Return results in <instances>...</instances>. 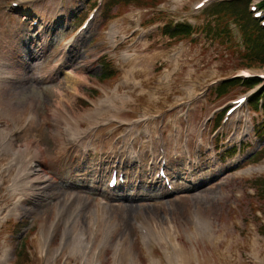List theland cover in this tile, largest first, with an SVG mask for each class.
Segmentation results:
<instances>
[{
    "label": "rangeland",
    "instance_id": "obj_1",
    "mask_svg": "<svg viewBox=\"0 0 264 264\" xmlns=\"http://www.w3.org/2000/svg\"><path fill=\"white\" fill-rule=\"evenodd\" d=\"M160 1L161 4L151 0H0V61L9 64L11 74L20 73L15 80L3 84L4 91L9 86L13 91L7 105L17 109L15 114L19 115V108L23 114L30 113L31 104L39 121L50 109L59 108L61 112L66 108L72 116L81 117L83 131L93 128L82 146L94 149L89 154L79 147L67 150L68 142L57 128L53 129L55 136L48 127L33 129L29 137L38 136L47 161L40 160L30 168L42 183L27 192L24 203L28 211L4 221L6 211L0 210V257L2 248L11 250L5 264H16L21 241L30 249L26 257L30 264H50L39 257L35 239L38 230L54 217L59 200L68 191L93 198L84 212L93 213L92 217H80L85 224L97 222L94 218L98 201L109 204L103 217L116 227L110 244L126 243L140 264H149L151 258L166 264L164 250L173 249L168 244L142 246L138 226L148 225L152 218L177 225L181 249L189 254L198 246L195 240H188L184 230L192 232L196 223L215 228L212 243L218 245L217 252L211 240L198 239L200 249L197 256L189 255L191 264L202 263L203 259L212 264H249L246 249L251 238L256 242L254 253L264 264V195L260 191L261 186L264 189V172L243 173L264 165V115L249 105L259 86L250 90L237 84L224 95L218 94V86L204 90L210 80L220 81L241 69L264 72V53H244L248 45L240 38L232 18L227 22L231 37L223 40L224 21L209 13L221 0H212L199 12L193 8L200 0ZM241 2L238 8L250 14L251 2L258 5L261 0ZM16 3L18 8L13 7ZM90 14H94L90 29L84 37L74 38L73 46L65 51V42L76 37ZM174 22L191 23L197 42H191L192 35L178 41L166 35L163 29ZM112 25L116 27L114 44L107 34ZM248 28L252 30L251 25ZM102 56L105 77L98 61ZM59 65H63L61 73ZM38 74H43L44 82L34 78ZM68 74L71 81L66 80ZM123 77L136 78L146 85L128 108L123 106V95L111 93L113 84ZM76 79L82 81L78 84L80 91L71 96L70 82ZM160 81L164 82L160 88L153 87ZM60 88L68 98L58 106ZM102 88L110 89L104 93ZM148 91L150 96L146 95ZM258 93L263 94L264 87ZM243 95H249L244 108L223 122L228 108L224 107ZM1 96L0 92V100ZM97 110L98 123H91ZM142 118L145 120L140 121ZM135 120L140 122L130 124ZM246 127L248 134L243 133ZM24 141L25 138L17 140L15 150L22 148ZM233 145L239 146L242 153L229 156L226 150ZM132 146L134 152L140 153L133 161L129 156ZM164 150L168 160L165 169L174 181L172 195L153 182ZM113 156L120 160H109ZM117 161L121 162L127 183L119 196H113L106 178L107 170ZM47 173L55 183L51 177L46 179ZM94 179H100L98 189ZM8 185L6 182L0 190L3 210L21 197L8 192ZM62 185L66 186L60 188ZM124 232L130 236V244L123 238ZM62 233L59 228L52 241L54 248L60 247ZM99 238L100 235L96 239L100 241ZM225 252L229 257L223 258L221 254ZM207 253L208 257H204ZM107 254L110 258L112 252ZM65 263L63 254L58 264ZM68 264L81 263L71 257ZM104 264L114 262L105 256ZM124 264L129 263L124 260Z\"/></svg>",
    "mask_w": 264,
    "mask_h": 264
},
{
    "label": "bare ground",
    "instance_id": "obj_2",
    "mask_svg": "<svg viewBox=\"0 0 264 264\" xmlns=\"http://www.w3.org/2000/svg\"><path fill=\"white\" fill-rule=\"evenodd\" d=\"M18 2H21V0H18ZM114 29L115 26H112L110 28V32L108 33L112 43H114ZM74 40L75 39L70 38L64 44V48L70 49L73 46L72 43ZM8 66V63L0 61V92L2 94L0 100V190L1 187L6 184V182H8V192H10L12 195L20 194L21 197L5 210L0 209L1 211H6L5 219L16 215L18 212L28 211L24 203L25 198L27 197V192L32 190L33 187L40 183L39 178L34 175L35 172L31 171L30 168L36 166L39 160H46V155L42 150L40 139H38L37 136L36 138L29 137L33 129L39 126L44 127L45 129L48 127L53 131L54 128H57V130L62 132V135L68 140V143L71 146L79 148H82L83 139L89 137V134H91V130L93 129L90 128L86 131H79V128L82 125L81 117H77L75 114L74 116L68 115L63 111V108L61 112H58L59 108L50 109L49 114L45 115L40 121L36 117L35 113L31 111V104L29 105L30 113L23 114L22 108H19L18 111H20L21 114L16 115L15 110L17 109L11 108L9 105H7V101L11 99L13 91H11L10 86L6 88L5 91L2 88L3 84L7 83L8 81L15 80L18 76H20V73L17 72L15 74H11L8 70ZM42 77L43 74L34 76V78L38 80L42 79ZM66 80L71 81V75L68 74V78ZM214 80L216 79L210 80L209 82ZM70 84V87H72L71 96L78 95L80 91V86L78 84H82L81 79H76L74 82H70ZM159 84L163 85L164 82H154L153 87L160 88L162 85ZM144 86H146L144 81H136V78L132 80L122 78L117 83L113 84L111 93L114 96L123 95L121 96L123 97V106L128 108L129 105H131V102L136 99L137 95L143 92ZM109 89L102 88V91L107 93ZM146 95L150 96L151 92L148 91ZM66 98L68 97L66 96L65 90L60 88V100L57 102V105L60 106L61 103L64 104L63 99ZM114 98L118 99L120 97ZM98 119L99 111L97 110L94 112V116L91 118V123H98ZM142 120H145V118H142L140 121ZM140 121L135 120L130 122V124L136 125ZM60 124L63 126L60 127ZM104 125H106V123ZM54 133L55 132L53 131V135ZM20 138H25L24 143L21 145L23 147L15 150V143ZM240 138L241 137L238 139ZM199 142L201 145L202 142ZM129 149H132L131 152H129L131 161L140 157V153L134 152L133 147H129ZM196 163L200 164L201 162ZM188 169L191 170V166L188 167ZM253 172H256L257 174L263 173L264 165L261 168H250L246 170L244 174L251 175ZM153 182H156V180L154 179ZM75 198H81L83 200V207H81L80 203H78L76 210L72 209V200ZM86 204L89 206L91 204V200L89 196L82 194H76L74 196L66 195L61 200H59L56 216L49 222L47 226L40 228L39 232L37 233L35 243L39 257L43 261L49 262L50 264H58L63 254H66L65 264H68L71 257L79 259L81 264H104L105 256L108 257V260L111 259L114 264H124V260L128 261L129 264H140L135 260L134 254L131 252V248L125 247L127 245L126 243L119 242V244L116 246L114 244H110L112 234L116 228L115 225L111 223V221H106V224L103 227L95 226L94 228H92V224L95 223L94 221H90L87 224L84 222L83 224L81 223L79 216L82 214L81 212L84 211L83 208ZM99 207L100 209H104L107 207V204L105 202H100ZM88 214H90L91 217L93 215V213L87 212L85 217ZM101 217H103V215H101L100 210H98V214L95 215L94 219ZM155 220L152 218L151 223L148 225H139V230L141 231L139 234L140 241L145 248H149L151 244H168L170 247H172V250H164L166 264H191L189 255L197 256V249H200V246L198 245V239L204 241L211 240V246H213L214 249L216 248V252L219 248L218 245H213L212 243L216 237L213 233L215 228L211 225H200L199 223H196L194 224L192 232L184 230L188 240H195L198 246H194L195 252L191 250V254H189L187 251L181 249V244L179 242V237L181 236L180 228L172 221L165 223L164 220ZM80 224H82V228L84 229L82 236L73 233L78 230ZM59 228H62L63 230V234L61 236V245L58 248H54L52 246V241ZM86 230H88V232L91 234V237L88 239L85 237ZM99 235L101 243L97 245V241L95 240ZM123 235L125 236L123 238H127V243L130 244V236L126 232H124ZM109 248H112L114 251L110 255V258L107 254ZM255 248L256 242L251 238L246 249V251L249 253V264H263V260H261V258L254 253ZM10 253L11 251L8 247L2 248V256L0 257L2 264L8 262ZM221 255L223 258L229 257L228 252L222 253ZM203 256L208 257V253L207 256L205 254H203ZM149 264L163 263L159 259L151 258ZM199 264H212V261L203 259V262H199Z\"/></svg>",
    "mask_w": 264,
    "mask_h": 264
},
{
    "label": "trees",
    "instance_id": "obj_3",
    "mask_svg": "<svg viewBox=\"0 0 264 264\" xmlns=\"http://www.w3.org/2000/svg\"><path fill=\"white\" fill-rule=\"evenodd\" d=\"M137 2H141V0H136ZM145 1V0H143ZM155 1V3L160 4V0H151ZM227 6H226V5ZM238 4H241L239 2H226L224 4H219L217 8V12H225V14H230L236 17L237 19L241 20L243 23V29H244V38H245V43H247V47L249 50H247L249 55H255V54H263L264 53V31L259 27V25L255 22L254 19H251L249 17V14L247 12L240 13V8H238ZM220 8H225V9H220ZM251 25L252 30L249 31L248 26ZM190 35L189 33H185L183 28L178 29L174 32L171 33L172 37H180V38H185ZM256 51V52H255ZM264 56V55H262ZM264 60V58H263ZM103 77H105V74H103ZM251 83V82H249ZM247 83V85H249ZM253 84V83H251ZM232 86H225L222 88L220 95L226 94V90L228 88H231ZM258 102H254V106L257 107ZM261 193L264 195V189L261 186L260 189ZM29 258V257H28ZM28 262V259L26 260Z\"/></svg>",
    "mask_w": 264,
    "mask_h": 264
}]
</instances>
